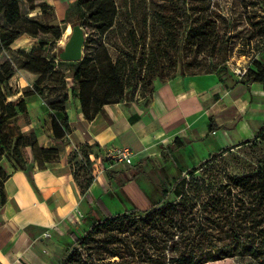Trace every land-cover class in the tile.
I'll list each match as a JSON object with an SVG mask.
<instances>
[{
    "label": "rangeland",
    "instance_id": "obj_1",
    "mask_svg": "<svg viewBox=\"0 0 264 264\" xmlns=\"http://www.w3.org/2000/svg\"><path fill=\"white\" fill-rule=\"evenodd\" d=\"M16 1L20 17L34 19L42 26H37L36 38L24 34L14 41L9 50L0 51V66L10 62L14 72L3 88L6 93H17L8 97L7 101L24 97L31 119L28 130L32 129L35 134L39 131L45 137L51 138L53 120L62 123L63 113L55 112L52 109L54 105L63 102L67 117L72 111L83 115L79 95L85 100L90 117L110 110L119 115L132 110L144 111L150 102L155 80L164 82L178 75L214 72L229 84L233 82L232 77L246 74L255 62L264 64V0H185L186 13L193 21L190 28L205 25L204 34L198 38L187 36L189 28L184 25L181 0H111L116 14L112 29L104 35L95 30L79 0H44L51 7L47 14L40 13L38 8L31 12L25 0ZM92 1L82 0V3ZM72 3L74 8L71 10L69 6ZM70 23L80 26L85 33L82 60L60 62L58 54L68 39L69 35L65 37L64 33ZM47 26L62 29L61 39L55 42L50 34L45 33ZM8 28L0 11V32ZM36 48L39 51L33 56L43 59L54 69L51 76L39 81L41 95L35 94L34 89L40 75L17 69L18 62L24 59L19 53H30ZM78 69L87 81L82 86L73 79ZM135 75L141 82L133 92ZM100 103L109 104L99 108ZM261 131L251 138L250 143L232 146L222 155L209 156L206 159L209 161L206 174H219L224 180L228 176H241L264 169V130ZM60 149L57 148L58 151ZM27 151L32 156L30 150ZM155 152L148 165L125 166L129 171L135 170L130 174L135 173L139 185L157 203L162 200V190L169 191L180 177L188 180L190 171L198 164L183 169L173 161L169 152L161 151V147ZM104 156L100 150L94 151L85 146L70 155V168L79 193V187L88 191L97 176L105 177V173L112 171L114 166L120 167L121 163L116 165L114 160ZM30 166L26 167L27 171ZM200 171L194 175L200 177ZM119 180L122 183L126 181V175ZM105 181L102 187L108 193L105 201L112 214L135 209L123 195L121 186L109 182L106 177ZM174 200V196L169 195L168 201ZM103 218L101 212L89 216L85 229L93 221ZM76 232L79 237L82 236ZM214 264L258 263L250 257H236Z\"/></svg>",
    "mask_w": 264,
    "mask_h": 264
},
{
    "label": "trees",
    "instance_id": "obj_2",
    "mask_svg": "<svg viewBox=\"0 0 264 264\" xmlns=\"http://www.w3.org/2000/svg\"><path fill=\"white\" fill-rule=\"evenodd\" d=\"M25 1L31 12L38 8L40 13L47 14L51 10L44 0ZM184 1L181 0V4L184 25L189 28L187 36L198 38L204 34L205 25L190 28L193 21L186 13ZM79 2L99 34L104 35L112 29L116 9L111 0ZM73 8L74 3L69 6V9ZM0 11L9 25L6 31L0 32V51L9 50L14 41L24 34L36 38L37 26L42 25L34 19L20 17L16 0H0ZM70 26L76 24L70 23ZM44 32L50 34L55 42L63 34L59 27L47 26ZM38 51L39 48L32 49L30 53L20 52L24 59L18 62L17 69L40 75L34 89L35 94L41 95L38 83L45 76H51L54 69L43 59L33 56ZM13 75L10 62L0 66V159L4 157L12 161L16 168L24 172H28V165L43 170L48 162L57 158L59 151L41 147L32 129L23 132L31 125L25 99L18 97L7 101L8 97L17 93H6L3 88V84ZM138 78L135 75L133 92L141 82ZM243 78L247 84L264 85V64L255 62ZM73 79L79 81L81 86L87 82L79 69L75 71ZM79 100L83 117L91 121L97 115L90 117L85 100L80 95ZM106 104L109 103H100L99 108ZM52 109L63 113L62 123L53 120L51 125V139L59 142L70 130L69 120L64 113L63 102ZM217 128L210 119V132ZM262 128L258 135L264 130ZM250 142L251 139L242 144ZM27 149L32 159L27 155ZM208 164V160L201 161L190 171L188 180L184 177L177 179L169 191H161L160 202L152 203L143 211L132 209L111 214L102 200L96 199L95 209L102 212L104 218L93 221L81 237L71 232L69 235L73 242L58 264H214L236 257H250L258 264H264V169L241 176H228L223 180L219 174H206ZM198 170L202 172L200 177L194 175ZM106 176L110 180L113 173H106ZM4 177L0 167V187ZM79 190L89 207L88 215H95L96 210L92 208L87 189L79 187ZM169 195H173L175 200L168 201Z\"/></svg>",
    "mask_w": 264,
    "mask_h": 264
},
{
    "label": "crops",
    "instance_id": "obj_3",
    "mask_svg": "<svg viewBox=\"0 0 264 264\" xmlns=\"http://www.w3.org/2000/svg\"><path fill=\"white\" fill-rule=\"evenodd\" d=\"M243 77L234 76L229 84L217 73L155 80L144 111L119 115L110 110L91 121L72 111L68 114L70 130L63 142L35 131L41 147L61 149L43 170L31 165L24 172L12 161L0 159L5 175L0 187V264H58L73 242L69 234L79 237L76 231L82 235L86 230L89 207L74 182L69 159L82 146L100 150L102 155L111 146L128 149L130 167L148 165L156 148L161 147L187 169L254 137L264 127V85L247 84ZM210 119L218 127L213 132L209 130ZM119 166L110 171L113 178L109 182L120 183L123 195L135 209H148L155 202L139 185L135 173L130 174L135 170ZM125 175L127 180L122 183L119 178ZM105 177L108 179L106 173ZM105 177L97 176L87 193L93 209L95 200L100 199L110 212L105 201L108 193L102 187Z\"/></svg>",
    "mask_w": 264,
    "mask_h": 264
},
{
    "label": "water",
    "instance_id": "obj_4",
    "mask_svg": "<svg viewBox=\"0 0 264 264\" xmlns=\"http://www.w3.org/2000/svg\"><path fill=\"white\" fill-rule=\"evenodd\" d=\"M71 32L68 36L63 49L58 54L60 62H79L82 60V49L85 43V33L83 29L76 25L71 27Z\"/></svg>",
    "mask_w": 264,
    "mask_h": 264
},
{
    "label": "built area",
    "instance_id": "obj_5",
    "mask_svg": "<svg viewBox=\"0 0 264 264\" xmlns=\"http://www.w3.org/2000/svg\"><path fill=\"white\" fill-rule=\"evenodd\" d=\"M240 73V72H239ZM240 76V75H239ZM105 159L114 160L117 163H121L123 165H131L132 164V155L128 149H117L115 147H108L105 151ZM45 237H49L48 233H44Z\"/></svg>",
    "mask_w": 264,
    "mask_h": 264
},
{
    "label": "bare ground",
    "instance_id": "obj_6",
    "mask_svg": "<svg viewBox=\"0 0 264 264\" xmlns=\"http://www.w3.org/2000/svg\"><path fill=\"white\" fill-rule=\"evenodd\" d=\"M70 32H71L70 25H67L66 30H65V33H64L65 37H66L67 35H69Z\"/></svg>",
    "mask_w": 264,
    "mask_h": 264
}]
</instances>
